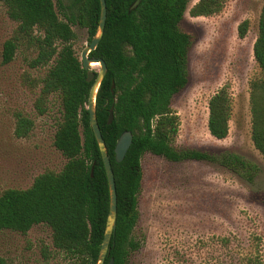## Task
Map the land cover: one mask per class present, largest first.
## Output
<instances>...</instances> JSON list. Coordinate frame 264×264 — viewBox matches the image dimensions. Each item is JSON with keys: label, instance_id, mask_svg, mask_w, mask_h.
Wrapping results in <instances>:
<instances>
[{"label": "trees", "instance_id": "16d2710c", "mask_svg": "<svg viewBox=\"0 0 264 264\" xmlns=\"http://www.w3.org/2000/svg\"><path fill=\"white\" fill-rule=\"evenodd\" d=\"M105 0L103 35L89 58L104 61L107 72L95 98V116L110 160L116 189V225L104 264H127L139 248L134 237L138 222V195L142 183L141 159L145 153L171 163L186 161L217 165L252 183L258 169L253 163L227 151L218 154L177 148L173 145L178 119L171 101L187 83V53L190 38L179 28L190 0ZM6 16L16 23L13 35L2 44L0 64L14 60L20 48L33 49L31 69L48 66L40 79L34 108L47 112V98L55 95L60 121L53 146L65 159L61 170L36 176L26 189H7L0 194V232L26 234L33 226L51 231L54 249L71 264H97L109 212V189L97 143L86 110L89 88L86 71L72 43L73 26L85 29L88 43L95 36L99 0H0ZM221 0H199L191 17L219 12ZM247 24L239 27L244 36ZM253 57L264 71V5L258 19ZM112 84L114 88H112ZM113 120L107 124L110 108ZM254 148L264 157V83H253L251 93ZM229 97L225 89L208 102L207 129L223 140L228 134ZM13 135L26 138L33 121L14 115ZM129 131L132 143L120 163L114 147ZM92 175L91 173V168Z\"/></svg>", "mask_w": 264, "mask_h": 264}, {"label": "rangeland", "instance_id": "374dc122", "mask_svg": "<svg viewBox=\"0 0 264 264\" xmlns=\"http://www.w3.org/2000/svg\"><path fill=\"white\" fill-rule=\"evenodd\" d=\"M198 1L190 0L179 26L190 47L187 83L171 101L178 119L173 145L209 154L231 152L256 165L258 173L248 183L217 165L171 163L145 153L134 230L139 248L127 264H264V157L251 140L252 84L264 83V71L253 57L264 0H221L219 12L191 17ZM243 23L247 27L241 37ZM15 29L0 3V53ZM72 30L80 58L87 33L77 26ZM34 55L33 49L20 48L11 63L0 64V194L26 189L36 176L57 173L65 164L53 146L61 115L58 98L48 96L44 115L34 108L39 81L52 63L31 69ZM221 89L229 97V128L225 139L216 140L207 129L208 102ZM17 112L33 121L26 138L13 135ZM0 264L71 262L53 248L50 229L36 225L26 234L0 232Z\"/></svg>", "mask_w": 264, "mask_h": 264}, {"label": "water", "instance_id": "95a60500", "mask_svg": "<svg viewBox=\"0 0 264 264\" xmlns=\"http://www.w3.org/2000/svg\"><path fill=\"white\" fill-rule=\"evenodd\" d=\"M140 2L141 0H135L128 8V12L130 13L131 11L135 10L140 4ZM99 4H100V15H99V22H98L96 34L81 51L79 60L82 64V68L87 72L86 82L91 83L88 92L86 110L88 112V117H89V126L92 130L93 136L98 146V150L105 170L108 189H109V212L106 220L104 236L97 261V264H104V261L109 254V245L116 225V189H115L114 176H113L110 160L95 116V98L99 86L106 75L107 68L103 60L88 57V54L95 50L104 31L105 19H106L105 0H99ZM91 64H96L99 67L97 72L91 69L92 68ZM112 88H114L113 84H112ZM112 120H113V107H111L109 110L107 124L108 125L111 124ZM131 143H132L131 132L129 131L123 132L120 135L114 147V156L116 163H120L124 159ZM92 170L93 167L91 168V173H90L91 175H92ZM107 264H112V259H110V261Z\"/></svg>", "mask_w": 264, "mask_h": 264}, {"label": "bare ground", "instance_id": "6f19581e", "mask_svg": "<svg viewBox=\"0 0 264 264\" xmlns=\"http://www.w3.org/2000/svg\"><path fill=\"white\" fill-rule=\"evenodd\" d=\"M96 66H97L96 64H91V67H93V68L96 67Z\"/></svg>", "mask_w": 264, "mask_h": 264}]
</instances>
